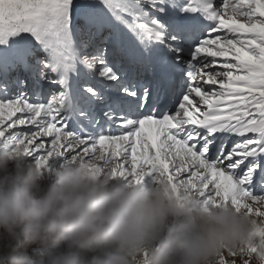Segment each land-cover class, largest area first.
<instances>
[{"label": "snow or ice", "instance_id": "6c2138e0", "mask_svg": "<svg viewBox=\"0 0 264 264\" xmlns=\"http://www.w3.org/2000/svg\"><path fill=\"white\" fill-rule=\"evenodd\" d=\"M0 144L264 217V0H0Z\"/></svg>", "mask_w": 264, "mask_h": 264}, {"label": "clouds", "instance_id": "9594fccd", "mask_svg": "<svg viewBox=\"0 0 264 264\" xmlns=\"http://www.w3.org/2000/svg\"><path fill=\"white\" fill-rule=\"evenodd\" d=\"M26 156L0 152V264H35L30 245L46 254L39 264H264V217L159 178L126 181L99 157L66 162L42 188Z\"/></svg>", "mask_w": 264, "mask_h": 264}, {"label": "rangeland", "instance_id": "374dc122", "mask_svg": "<svg viewBox=\"0 0 264 264\" xmlns=\"http://www.w3.org/2000/svg\"><path fill=\"white\" fill-rule=\"evenodd\" d=\"M15 119V117H14ZM29 129H32V126H28L27 128H21L19 129L20 131H28ZM34 130V129H32ZM50 137H40L38 142H44L46 144L47 147H50ZM2 151H11V146H6L3 144H0V152ZM79 151V149L77 150ZM25 163H37V157L35 155H28V158L25 157L24 159ZM66 164V161L64 159H51L49 160L48 166L46 169H42V178L40 181L41 187L42 188H46L48 186V184L50 183V181L53 179V175L54 172L57 169H60L62 167H64ZM9 170L14 174L15 173V166L14 165H10L9 166ZM259 172V170L257 171V173ZM183 176H185L186 178V174H182ZM255 178V177H254ZM154 181L153 177H148L147 179H145L143 181V185L144 186H150L151 183ZM254 183H255V190L257 191V193L260 194H264V192H262V190H260V186L256 183L255 179H254ZM250 203H252V201H249ZM262 209V208H260ZM22 252H24V249L21 250ZM228 259H234L236 260V264H242V261L239 257H231ZM245 260H247L248 258L245 257Z\"/></svg>", "mask_w": 264, "mask_h": 264}, {"label": "trees", "instance_id": "16d2710c", "mask_svg": "<svg viewBox=\"0 0 264 264\" xmlns=\"http://www.w3.org/2000/svg\"><path fill=\"white\" fill-rule=\"evenodd\" d=\"M24 252L35 264H39V261L46 258L45 252L39 245H30L24 248Z\"/></svg>", "mask_w": 264, "mask_h": 264}, {"label": "bare ground", "instance_id": "6f19581e", "mask_svg": "<svg viewBox=\"0 0 264 264\" xmlns=\"http://www.w3.org/2000/svg\"><path fill=\"white\" fill-rule=\"evenodd\" d=\"M209 59V58H208ZM167 67V66H166ZM162 68L165 70V64H162ZM140 83H147V82H140ZM138 83V85L140 84ZM198 100V98H196ZM129 100H131V98H129ZM237 139V138H236ZM26 158H28V156H26ZM249 204H251L250 202H248ZM262 210H264V208H262Z\"/></svg>", "mask_w": 264, "mask_h": 264}]
</instances>
